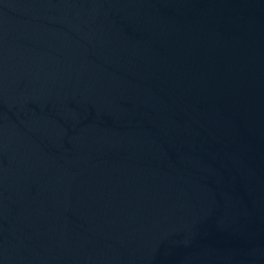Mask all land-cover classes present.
I'll return each mask as SVG.
<instances>
[{"label":"water","instance_id":"95a60500","mask_svg":"<svg viewBox=\"0 0 264 264\" xmlns=\"http://www.w3.org/2000/svg\"><path fill=\"white\" fill-rule=\"evenodd\" d=\"M0 264H264V0H0Z\"/></svg>","mask_w":264,"mask_h":264}]
</instances>
